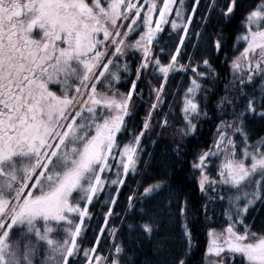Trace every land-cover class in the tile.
I'll return each instance as SVG.
<instances>
[{"label":"snow or ice","instance_id":"snow-or-ice-1","mask_svg":"<svg viewBox=\"0 0 264 264\" xmlns=\"http://www.w3.org/2000/svg\"><path fill=\"white\" fill-rule=\"evenodd\" d=\"M197 250L264 264V0H0V264Z\"/></svg>","mask_w":264,"mask_h":264},{"label":"trees","instance_id":"trees-1","mask_svg":"<svg viewBox=\"0 0 264 264\" xmlns=\"http://www.w3.org/2000/svg\"><path fill=\"white\" fill-rule=\"evenodd\" d=\"M209 27L211 28V25H210ZM170 75H171V74H170ZM169 84L171 85V87H172L173 89H176L177 91H179V92H181V93L183 92V90H184V88H185V86H186L185 81H184L180 76H176L175 78L171 79V80L169 81ZM169 99H171V97H169ZM142 114H143V113H142ZM207 127H208V126L205 125V128H207ZM210 135H211L210 132H205V136L210 137ZM165 139H166V140H171V139H173V137H172V135H171L170 132H169V134L165 137ZM165 147H166L165 144H161V145L159 146L158 152L163 151V149H164ZM188 178H189V180L191 179L190 176H189ZM126 194H127V189H125V190H124V193L121 194V196H120L121 201H123V199H124V195H126ZM92 211H94V212L97 214L96 216L93 217V220H92V224H93V226H95L96 223L100 222V221L98 220V215H99V212H100V205H99V204H96L95 209H92ZM117 211H119V209H117ZM218 211H219V208H218ZM200 255H201L200 251L197 250L195 256H193V264H197V260L199 259Z\"/></svg>","mask_w":264,"mask_h":264}]
</instances>
